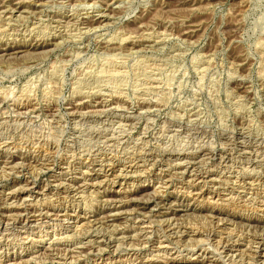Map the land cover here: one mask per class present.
I'll use <instances>...</instances> for the list:
<instances>
[{"label":"rangeland","instance_id":"1","mask_svg":"<svg viewBox=\"0 0 264 264\" xmlns=\"http://www.w3.org/2000/svg\"><path fill=\"white\" fill-rule=\"evenodd\" d=\"M0 264H264V0H0Z\"/></svg>","mask_w":264,"mask_h":264},{"label":"bare ground","instance_id":"2","mask_svg":"<svg viewBox=\"0 0 264 264\" xmlns=\"http://www.w3.org/2000/svg\"><path fill=\"white\" fill-rule=\"evenodd\" d=\"M57 4V3H56ZM10 9V8H9ZM3 19V18H2ZM2 28V27H1ZM32 34V33H31ZM125 39V38H124ZM49 40V39H48ZM261 127V126H260ZM252 129V128H251ZM205 154V153H204ZM260 170V169H259ZM25 190V189H24ZM45 210V209H44ZM206 242V241H205ZM179 244V243H178ZM163 246V245H162ZM60 251V250H59ZM153 256V255H152ZM255 257V256H254ZM69 262V261H68Z\"/></svg>","mask_w":264,"mask_h":264}]
</instances>
